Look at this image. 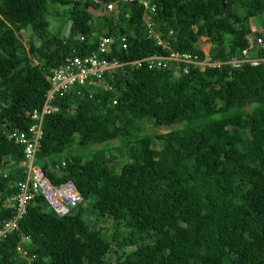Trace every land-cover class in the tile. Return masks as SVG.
Masks as SVG:
<instances>
[{
    "label": "trees",
    "instance_id": "1",
    "mask_svg": "<svg viewBox=\"0 0 264 264\" xmlns=\"http://www.w3.org/2000/svg\"><path fill=\"white\" fill-rule=\"evenodd\" d=\"M106 1L0 0V218L23 177L24 142L7 134L27 129L45 74L65 55L117 63L100 82L55 92L33 160L52 182L72 179L82 200L58 215L34 194L0 239V264H264V44L247 36L250 17L264 33V0H115L91 11ZM67 2L60 38L45 13ZM200 35L211 58L242 60L186 71L181 59L138 60L169 47L201 55ZM109 151L121 156L113 165Z\"/></svg>",
    "mask_w": 264,
    "mask_h": 264
},
{
    "label": "built area",
    "instance_id": "2",
    "mask_svg": "<svg viewBox=\"0 0 264 264\" xmlns=\"http://www.w3.org/2000/svg\"><path fill=\"white\" fill-rule=\"evenodd\" d=\"M111 6L112 4L108 2L107 7L110 8ZM108 40H110L109 37H104L100 41L103 50L107 49L105 45ZM186 55V53H182V56ZM166 57L184 60L178 51L170 52ZM146 60L148 66L164 64L163 56L160 55H151ZM116 64L115 61L108 62L104 58L95 57V55L82 60L76 56H65L63 62L52 69V73L49 76V87L46 90L43 104L40 108H34L30 112L31 124L25 130H19L17 133L10 131L8 133L7 136H14L15 139L24 142L22 149L24 157L20 162L23 177L16 180L15 190L8 195L9 199L7 201L14 208V212L9 217L0 219V239L7 232L17 229L18 219L26 211L29 199L34 194H41L48 205L58 214L64 213L79 200V192L74 188L71 180L67 179L57 183L51 182L41 167L33 164L34 147L38 143V138L41 134V117L43 113L55 108L51 104L55 92L61 94L74 82L83 83L84 80L86 82H91L92 80L100 82L103 78L101 70ZM93 74L96 76L95 79L89 77V75L93 76ZM112 101L114 102L115 100L113 99ZM21 239L25 240L28 237L27 235H22ZM18 251L25 253L21 247H18Z\"/></svg>",
    "mask_w": 264,
    "mask_h": 264
},
{
    "label": "clouds",
    "instance_id": "3",
    "mask_svg": "<svg viewBox=\"0 0 264 264\" xmlns=\"http://www.w3.org/2000/svg\"><path fill=\"white\" fill-rule=\"evenodd\" d=\"M114 1L115 0H107L106 2H105V4H104V6H103V12H107V11H112V9H113V5H114ZM137 1H139V2H141L142 4H143V6H144V8L145 9H152L153 8V3L152 2H149V0H137ZM108 2H110L111 4H112V6L110 7V8H108L107 7V3ZM144 17L145 18H147V15L146 14H144ZM253 20H257V18L256 17H250L249 18V32L247 33V36H248V38L251 40V43H253V42H255V44L257 45V46H263V44H264V42H263V40H262V37H263V35H264V33H262V26H261V24L260 23H257V22H255V21H253ZM24 29V28H23ZM20 30H22V29H20ZM49 33H52V34H55L56 36H58V37H60L59 35H57L56 33H53V32H50L49 31ZM61 38V37H60ZM124 39V37L123 36H120V40H123ZM124 42V41H123ZM157 42L158 43H161V44H165V43H163V42H161L160 41V39L158 38L157 39ZM195 44H196V46H197V48L200 50V51H202V54L200 55L198 52H196V51H178V52H180V56L184 59V60H182V62H183V68H182V70L183 71H186V68H187V66H189V65H196V66H198L201 70L205 67V66H209V67H216V66H218L219 64H221V63H228V64H232V65H236L237 63H239V61H241L242 60V58H239V57H235V56H231V55H226L225 57H221V58H219V57H214V58H211L210 57V55H209V48H210V42L209 41H207V39H206V37L204 36V35H200L199 36V38L195 41ZM122 46H124L123 44H122ZM165 51L166 52H163L162 54H151V55H160V56H163V60H165V59H169V58H167L166 56H168L169 55V53L170 52H173V51H177V50H175L174 48H171V47H169L168 49H165ZM182 53H186L187 55L186 56H182ZM151 55H147V56H142V57H139L138 58V60H141V59H144V60H146V58L147 57H150ZM65 56H69V55H65ZM65 56H63V57H65ZM64 59V58H63ZM33 61H37V59L36 58H33ZM134 61H136V59L134 60ZM147 61V60H146ZM63 62V60L60 62V63H62ZM58 65V64H57ZM57 65H54V67L55 66H57ZM54 67H52L48 72H49V74L47 73V74H45V77H46V79L48 80V83H49V76H50V74L52 73V69L54 68ZM75 83V82H74ZM74 83H72L68 88H70ZM68 90V89H67ZM67 90H65V91H67ZM65 91H63V92H65ZM62 92V93H63ZM61 93V94H62ZM61 94H58V95H61ZM54 99H55V94H54V97H53V99H52V102H51V104L53 105V106H55V108L54 109H52V110H50V111H48V112H46V113H49V112H52V111H54L55 109H56V107H57V105H56V103L54 102ZM44 100V99H43ZM113 100V99H112ZM111 100V103L113 104V103H115V101L113 102ZM43 104V101H42V103L37 107V108H40L41 107V105ZM46 113H43V115H42V117H41V121H42V118H43V116H44V114H46ZM29 117H30V115H29ZM31 119V118H30ZM31 122H32V119H31ZM31 122L29 123V124H31ZM29 126V125H28ZM28 126H27V128H28ZM40 126H41V122H40ZM175 126V124L174 123H172L171 125H170V127H174ZM156 127H158V126H156ZM41 129V128H40ZM170 129V128H169ZM165 130H168V129H164L163 131H165ZM163 131H160V132H163ZM9 133V132H8ZM8 135V134H7ZM40 136H41V134H40ZM40 138V137H39ZM39 138H38V141H39ZM95 143V142H94ZM92 143L91 145H96V146H100V144L99 143ZM24 146V145H23ZM111 154H113V157H112V160H107L106 159V162L107 163H109V164H114L121 156L118 154V151H116V152H113V151H109ZM21 162V161H20ZM39 166V165H38ZM22 167V166H21ZM41 167V166H40ZM116 168H118V167H116ZM42 169V168H41ZM47 177V176H46ZM67 179H69V180H71L72 182H73V184H74V188H76L75 187V183H74V181L72 180V179H70V178H65V179H62V180H60V181H58V182H62V181H64V180H67ZM50 180V179H49ZM52 182V181H51ZM54 183H57V182H54ZM76 190L79 192V190H78V188H76ZM79 195H80V198H79V200H77L76 201V203H78V202H80L81 201V194H80V192H79ZM76 203L74 204V205H76ZM73 205V206H74ZM73 206H71V207H69V209H67L66 211L68 212ZM65 211V212H66ZM64 212V213H65ZM64 213H62V214H64ZM58 214V213H57ZM62 214H58V215H62ZM0 219H2V218H0ZM22 235H27V234H21L20 235V237L22 236ZM27 237H28V239H29V236L27 235ZM28 239H25V240H28Z\"/></svg>",
    "mask_w": 264,
    "mask_h": 264
},
{
    "label": "rangeland",
    "instance_id": "4",
    "mask_svg": "<svg viewBox=\"0 0 264 264\" xmlns=\"http://www.w3.org/2000/svg\"><path fill=\"white\" fill-rule=\"evenodd\" d=\"M71 2H67V5L65 4H60V5H56V4H53L51 6H48L47 7V10H46V13H45V16L46 18L48 19V30L50 32H53V33H56L57 35H59L60 37H63V35H65L66 33V26L67 24L69 23V18H68V7L71 6ZM79 5H81V3H79ZM89 9H91L90 6H88ZM51 9H54V10H57V13L54 15V14H51ZM91 11L93 13H100L102 12L103 10H92ZM34 39H35V36H32ZM25 44L27 43L26 41H24L22 38H20ZM82 84V83H80ZM171 124H169L168 126H158V127H152L155 131H163L164 129H169L171 128L170 127ZM149 127H146L145 129H148ZM76 138H74L75 140ZM73 146H76L75 143L72 144ZM92 146V145H91ZM93 146H96V145H93ZM65 153V151L59 153V155H63ZM59 155L58 153H54V156L56 158H59ZM63 162V160H62ZM33 164L35 165H39L41 166L42 162L41 160H36L34 159V162ZM5 169L4 168V172H5ZM117 169V168H116ZM0 170H1V167H0ZM81 200H82V197H81ZM83 201L86 203V206H87V209H86V213H90L92 212L93 213V209L90 205V202H92V197H87L86 198H83ZM94 215V213H93ZM107 231L110 232V227L107 228Z\"/></svg>",
    "mask_w": 264,
    "mask_h": 264
},
{
    "label": "crops",
    "instance_id": "5",
    "mask_svg": "<svg viewBox=\"0 0 264 264\" xmlns=\"http://www.w3.org/2000/svg\"><path fill=\"white\" fill-rule=\"evenodd\" d=\"M57 173V172H56Z\"/></svg>",
    "mask_w": 264,
    "mask_h": 264
}]
</instances>
